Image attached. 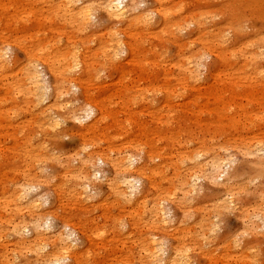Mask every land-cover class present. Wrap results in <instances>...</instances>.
<instances>
[{"label":"rangeland","instance_id":"374dc122","mask_svg":"<svg viewBox=\"0 0 264 264\" xmlns=\"http://www.w3.org/2000/svg\"><path fill=\"white\" fill-rule=\"evenodd\" d=\"M48 1L0 0V49H3L5 44L12 46L8 59L11 63L6 70H0V222L8 220V201L15 189L22 185H34L31 186L35 188L29 197L40 194L44 199L42 213L51 216L49 218L53 233L63 230V216H69L74 224L84 229L88 224L89 227L92 226L95 220L102 226L105 218L122 213L120 211L123 209L114 205L115 198L108 193L105 185V177L110 179L114 176L112 168L107 164L100 163L97 166L101 173V177L96 181L98 195L90 204L79 203L74 197L66 200L63 191H56L60 185L62 170L55 158H65L82 149L81 125L68 121L60 130L62 135L53 137V134L47 131L49 125H44L43 121L35 116L30 117L19 108L18 103L31 99V94L36 91L28 80L33 65H38L41 84L46 88V102L43 106H50L55 102L53 74L46 64L47 55L41 56L39 51L46 50L53 54L51 47H57L54 59L58 61L61 59L60 55L64 58L66 52L63 51L67 45L74 42L80 50L86 48L90 51L84 63L90 67L92 75L82 72L80 76L76 75L79 78L77 85L70 86L69 92L62 96L57 105L65 104L69 110L84 107L89 98L101 103L108 114L103 132L105 136H109L108 139L104 137V143L100 142L102 149L112 147L129 151V147L141 144L136 134L137 123H142L160 133L153 137L152 152L162 154L167 163H175L171 158L177 157L185 150L197 149V137L200 140L213 138L215 145H220L217 146V153H223V150L219 151L221 148L233 151L235 158L228 169V176L233 179L230 184L237 186V191L239 189L238 193L233 195L234 205L230 209L223 207L231 201L232 196L226 193L222 182L216 184L200 181L198 193L190 204L187 203L185 209L192 211L195 216H198V211L204 213L210 226L208 230L203 231L199 228L194 237L185 239L182 242L186 245L185 248L179 245L180 240H175L172 230L177 227L183 213V209L177 204L181 197L179 185L182 181L176 178L179 170L173 168L168 173L162 169L158 170L159 175L155 177L151 188L147 179L141 180V194L148 196L149 209L158 202V207L165 209L173 219L170 229L155 228L151 232L155 239L164 242L163 247L160 246L161 249L158 247V253L161 254L158 255L163 261L158 264H170L172 260L174 264H264V231L259 229L256 234L249 233L248 227L245 228L241 219V212L244 211L249 219H254L255 223L258 222L257 225L262 227L255 211L261 203V192L264 194V171L261 172L257 165H254L253 157L240 153V149L246 148L244 141L256 143L262 139L264 142V137H261L264 136V91L261 92L260 89L261 84H264V0H183L184 16L201 15L203 25L199 28L195 24H186L187 30L180 33L181 39L187 44L193 45L195 42L193 46L196 49L211 51L213 56L207 54L203 66L199 67L198 84L195 86L189 82L186 85V98L172 102L166 100V87L170 86V90L181 92L178 80L185 76L180 73L179 67H174L178 62L180 48L176 42H168L167 35L171 30L163 25L164 17L160 12L167 5L166 0H142L141 11L149 13V30L143 27L129 31L127 36L120 35L125 42L132 38L140 39L141 53L135 56L127 51L113 61L104 58L98 50L101 42L111 38V23L99 8V4L105 0H84L95 17L89 25H85L83 20L79 22L78 30L73 32L63 23L56 24L53 6L49 5ZM186 19L191 22L193 18ZM115 28L124 29L125 26ZM47 44L52 45L49 47ZM249 70H255V73L252 74ZM259 72H262L263 77L256 79ZM165 74H171L172 78ZM214 75L223 76L222 80ZM259 84L260 87L256 88L255 85ZM218 86L228 87L225 92L230 86L235 89L231 106L228 102L232 100H224L228 104L226 112L222 103L216 104L218 112L214 110L216 106L213 100L206 98L208 90ZM197 90L203 95V99H187L195 97ZM248 90L256 91L253 96H247ZM20 92L27 95L22 96ZM132 100H151L152 104H135ZM253 100H257L259 104H254ZM67 109L62 111L55 108L53 111L55 116H62ZM243 112L247 118H251L250 121L246 120L245 127L225 126L228 119H238ZM90 122L91 120L83 124ZM212 124H215V127ZM111 127H114V130H110ZM25 132L32 143L28 148L23 143ZM168 132L171 135L179 133V141L173 147L164 140V134ZM92 140L93 138L88 142ZM109 140L114 141V144H107ZM40 143L45 146L44 149L40 148ZM140 147L144 152L138 157H145L144 153L149 151V143ZM26 154L29 160L26 166H22ZM155 163L162 162L157 160ZM181 173L184 174L183 169ZM195 221L196 219L188 220L187 226ZM139 235L138 231L137 239ZM107 236L105 243L111 237L110 234ZM75 238L76 249L86 251L95 245L96 249L91 250V257L88 259L89 264H127V261L130 262L128 264H149V259L143 258L139 239L135 246L129 248V245L125 250L122 246L109 250L97 249L100 244L99 236L93 242L80 233ZM172 255L176 259L172 258ZM28 258L32 260L30 255Z\"/></svg>","mask_w":264,"mask_h":264},{"label":"bare ground","instance_id":"6f19581e","mask_svg":"<svg viewBox=\"0 0 264 264\" xmlns=\"http://www.w3.org/2000/svg\"><path fill=\"white\" fill-rule=\"evenodd\" d=\"M59 1L60 0L48 1L50 3L49 5L53 6V11L56 16L55 22L56 24H65L72 32L78 30V23L82 22V20L84 21L85 25H89L95 17L92 16V13L85 4L84 0ZM166 1L167 5L160 12L164 17L163 25L166 27V29L170 28L171 30L169 31L170 33L167 32L168 42H176L180 48L178 62L174 65V67H179L180 73L185 76L178 80L180 82L179 90H181V92L173 89L170 90V86L166 87V100L172 102L173 100H181L186 98V85L189 84V82H192L195 86L198 84L199 79L197 77L199 73V67L203 66V60L207 54L211 56H213V54L211 51L207 52L205 49H196V47L193 46L195 42L193 45L187 44L180 37V33L187 28H185L186 24H195L200 28V26L203 25L202 16L197 14L184 16V7L182 8L183 0ZM141 4H143L142 0H105L103 3L99 4L100 10L105 13L107 19L111 23V38H109L107 41L101 42V45L98 49L104 58H108L109 61H113L114 59H119L120 55L127 51H130L131 55L135 56H138L139 53H141L140 39L132 38L129 42H125L120 36H127L129 31L132 32L133 30H139L143 27L149 30V13L146 11H141ZM189 17L193 18L191 22L186 19ZM52 21H54L53 18ZM121 25H124L125 28L118 30L115 28ZM84 30L85 28L82 29V31ZM50 45L47 44L49 47ZM11 48V45L5 44L4 48L0 49L1 71L6 70L11 63L8 61L11 56ZM56 48L52 46L51 51L53 54L48 51L50 53L49 55L46 50L39 51L41 56L47 55L46 64L51 74H53L55 102L50 106H43V104L46 102L44 99V89L46 88L41 84L42 81L40 79L41 75L38 70V65H33L28 80H30L31 84L33 85V89L36 91L31 94V99L23 100L25 104L29 106L23 104L24 102L16 103H18L19 108L24 112H27L30 117L35 116L43 121L44 125H49V130L47 131L49 134H53V137H59L62 135L60 130L68 121H72L75 124L81 125L80 137L82 149L65 158H55L57 165H59L62 170V175L59 178L60 185L56 191H63V197H65L66 200H69L70 197H74V199L79 203L85 205L90 204L98 195V186L96 185V181L101 177V173L97 169V166L100 163L107 164L112 168L114 176L110 179L105 177V185L109 191L108 193H110L115 198L113 201L114 205L123 210L120 211L122 213L118 214L117 216L105 218V223L102 224V226H100V224H98L95 220L94 224L91 223L92 226L89 227L88 224L84 229L83 227L79 228L77 224H74L69 216H63L61 217L63 230L53 233L49 218L51 216L42 213L44 199L40 194L29 197V194L35 188L31 186L34 185H22L20 187L21 189H15L11 195V199L8 201L7 209H10L8 220L0 222V264H68L70 261L72 264H89L88 259L91 257V250L96 249V247L95 245H92L91 249L88 248L86 251L76 249L77 246L75 244V237L79 233L91 242L97 240L95 238L99 236L100 238L98 239L100 240V244L97 249L108 248L109 250H116L119 246H122L124 247L123 250H125V247L129 245V248L135 246L139 239L142 247V254H144L143 258L149 259V264L162 263L163 261L160 259L161 254L158 253V247H163L164 242L160 239H155L151 232L155 228H162L165 230L170 229L173 219L165 209H162L161 206L158 207L160 204H158V202H155L157 204H153L152 202L154 201H152L151 203L154 206L149 209L148 196L141 194V180L147 179L151 188L155 182V177L159 175L157 172L158 170L162 169V171L166 173H168L173 168L179 170V174L176 175V178L179 181L180 179L182 181L180 182L181 185H179L181 197L179 196L180 198L177 200V204L183 209V213L181 219L177 222V227L173 228L172 230L175 240H180L179 245L184 246L185 248L186 245L182 243L185 239L194 237L196 230L199 228L203 231V229L208 230L210 226L209 219L206 215H204V213L201 214L198 211V216H195L192 211H187L185 209L187 205L190 204L194 199V196L198 193L200 181L216 184L218 182H222L224 184L226 193L232 196L231 201H229V203L225 204L223 207L225 209H230L232 205H234L233 195L238 193L239 189L237 191V186L234 187V185L230 184L232 183L233 179L228 176V169L231 164H233L235 158H233L232 155L233 151L226 150L227 148L225 147L226 149H219V151L223 150V153H217V146L220 145H215L213 138L210 140H200V138L197 137L195 138L197 140V149L194 148L193 150H185L184 153H181L177 157L171 158V161L175 163H167L163 159L162 154L155 153V151L152 152L154 141L153 137L159 135L160 133L157 130H151L149 126L142 123H137L136 134L137 139L142 142L141 144L137 143L135 146L129 147V151L128 149L127 151L123 149L116 150L112 147L109 149H102L100 146L101 143H104L105 141L104 137H107L108 139L109 136H105L103 132V127L107 122L108 114L107 109H105L101 103H99L97 100H94L93 98H89L86 100V105L84 107L76 109L68 110L65 104H63L64 106L61 104L57 105L58 102H61V99L63 98L62 96L69 92V87L72 85H77V80L79 79L77 76H80L81 72L82 74L85 73V75H92V70L86 63H84V60L86 62L87 58L89 57L90 51L86 50V48L80 50L73 42L70 43L69 46L67 45L66 50L64 49L65 51H63V53L66 52L64 53V58L63 55H60L61 59L57 61L54 59L55 54H57L54 52ZM249 72L254 74L255 70H249ZM257 75H259V77L256 79H261L263 77L262 72H259ZM165 76L172 78L171 74H165ZM214 77L220 78V80H222L221 78L223 76L220 77L219 75H214ZM255 86L258 88L260 87V84ZM226 88L228 87H212L206 94L207 100H213L215 106L216 104L222 103L224 111L225 108L228 107V104L231 106L235 97V94L233 93L235 89L230 86V89L225 92ZM260 89L261 92L264 91V84H261ZM254 91L256 90H248L246 92L247 96H253ZM195 92L197 94L195 97L192 96L188 97L187 99L191 98V100L199 101L204 98L200 91L197 90ZM20 94H22V96L27 95L24 92H20ZM227 94L229 95L227 96ZM224 100L232 101H229L227 104L224 102ZM132 101L135 104L145 102L148 103V105L152 104L151 100ZM254 102H257V100H253V103ZM257 103L254 104L257 105ZM55 108L62 111L67 109L68 111H66L62 116H55L56 113L53 111ZM214 110L218 112L217 106ZM219 110L221 111V109ZM250 119L247 118L243 112L240 117L238 116V119L230 118L228 119V122L226 119L224 120L226 121L225 126L235 128L239 125L245 127L247 125L246 120L250 121ZM254 119L256 120V118ZM90 120L91 122L89 124H83L84 122ZM254 124L252 126H254ZM212 125L215 127V124ZM39 127L40 126H38V128ZM110 130H114V127H111ZM23 135L24 145H26L27 148L31 147L32 143L29 139V135L26 132ZM91 138H93V140L88 142V140ZM164 140L168 142L170 147H173V145L179 141V133H173L172 135L169 132L165 133ZM247 141H244L246 145L245 150L240 149V153L245 156L253 157L254 165H257V168H259L261 172L264 171L263 140H257L256 143H254L253 140V142ZM106 143L113 145L114 141L109 140ZM148 143L149 151L144 153L145 157H138L144 152L140 146H146ZM39 146L43 149L45 147L41 143ZM211 147H214V149ZM88 150L91 152H88ZM28 160V155L26 154L22 166H26ZM157 160L161 161L162 163L156 164L155 162ZM182 169L184 174L181 173ZM40 174L41 177H43L42 171ZM26 177L28 178L29 176ZM252 178H254V176ZM247 181L248 180H246V182ZM260 198L261 203L259 208L255 211V215L256 218L262 223V227L257 225L258 222L255 223L253 218V220L249 219V216L244 211L241 212L242 224L245 225V228L248 227L247 231L251 234L258 232L259 229L264 231L263 192H261ZM174 199H176V195H174ZM221 201L224 202V200ZM148 214L150 215V218ZM190 219H196V221L194 224L187 226V222ZM138 231L140 235L137 239L136 233ZM108 234H110L111 237L110 240L106 242L108 244H106L105 241L108 238ZM10 237L14 238V240H12ZM27 254L32 257V260L28 258ZM175 256L172 258H175ZM173 262L174 261L172 260L170 264H174ZM128 263L130 262L127 261V264Z\"/></svg>","mask_w":264,"mask_h":264}]
</instances>
